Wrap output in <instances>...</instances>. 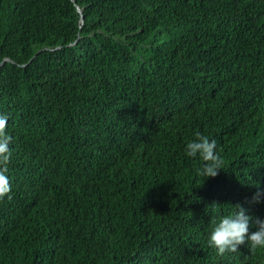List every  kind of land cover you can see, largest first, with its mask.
<instances>
[{
  "label": "trees",
  "instance_id": "1",
  "mask_svg": "<svg viewBox=\"0 0 264 264\" xmlns=\"http://www.w3.org/2000/svg\"><path fill=\"white\" fill-rule=\"evenodd\" d=\"M0 116V264H264V0H0Z\"/></svg>",
  "mask_w": 264,
  "mask_h": 264
},
{
  "label": "clouds",
  "instance_id": "2",
  "mask_svg": "<svg viewBox=\"0 0 264 264\" xmlns=\"http://www.w3.org/2000/svg\"><path fill=\"white\" fill-rule=\"evenodd\" d=\"M5 122L6 118L0 116V165L2 166H6L12 155L10 151L12 138L4 132L2 127ZM185 153L189 157H199L203 161L199 173L204 177V180L217 176L219 170L223 168V158L216 141L200 133H196V138L186 143ZM0 175H4L6 178L4 167H0ZM10 193L11 186L9 185L0 190V198L10 196ZM236 206L235 214H228L219 219L209 236V244L220 255L226 252H235L246 243H250L253 251L257 248H264V219H254L242 204Z\"/></svg>",
  "mask_w": 264,
  "mask_h": 264
},
{
  "label": "water",
  "instance_id": "3",
  "mask_svg": "<svg viewBox=\"0 0 264 264\" xmlns=\"http://www.w3.org/2000/svg\"><path fill=\"white\" fill-rule=\"evenodd\" d=\"M79 11L81 12V9H79ZM82 20H84V19H83V16H82Z\"/></svg>",
  "mask_w": 264,
  "mask_h": 264
}]
</instances>
